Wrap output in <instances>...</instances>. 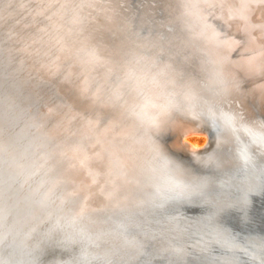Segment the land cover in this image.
I'll return each instance as SVG.
<instances>
[{
  "label": "bare ground",
  "instance_id": "obj_1",
  "mask_svg": "<svg viewBox=\"0 0 264 264\" xmlns=\"http://www.w3.org/2000/svg\"><path fill=\"white\" fill-rule=\"evenodd\" d=\"M0 1L20 6L0 5L6 55L15 59L22 83L45 86L38 126L50 140L41 160L51 158L58 167L65 204L78 194L81 211L118 213L128 204L145 209L155 192L159 204L185 207L240 201L234 194L213 199L205 192L176 199L164 190L188 192L189 181L198 179L202 185L214 178L233 182L228 157L209 156L216 144L230 152L232 140L218 136L212 145L198 117L209 104L198 92L205 86L203 64L231 112L264 134V0ZM149 11H155L153 21ZM159 133L172 138L163 142ZM200 135L203 142L197 140ZM177 150L180 163L187 164L191 155L207 162L208 169L193 181L176 173L171 161L164 164V155ZM260 153L264 156V150ZM242 184L235 182L237 188ZM183 219L187 229L188 217ZM1 243L14 245L2 238Z\"/></svg>",
  "mask_w": 264,
  "mask_h": 264
},
{
  "label": "water",
  "instance_id": "obj_2",
  "mask_svg": "<svg viewBox=\"0 0 264 264\" xmlns=\"http://www.w3.org/2000/svg\"><path fill=\"white\" fill-rule=\"evenodd\" d=\"M2 4L20 8L15 2L0 1ZM154 13L149 11V20L153 21ZM5 33L0 24V240L7 239L14 245L0 244V264H264V156L260 153L264 150V134L242 122L235 110L231 112L227 102L219 98L218 85L207 63H202L205 79L201 82L205 86L198 92L209 104L198 117L212 145L218 136L232 140L233 151L216 144L209 156L213 160L215 155L222 160L228 157L233 182L214 178L211 185H202L204 181L198 179L195 183L189 181L188 192L181 187L176 192L165 189L164 193L168 191L167 195L176 199L187 193H210L213 199L234 194L240 201L226 206L199 203L185 207L159 204L155 192L145 209L128 204L118 208V213L110 208L89 213L87 209L79 210L78 194L69 204L64 203L68 196L66 188L57 182L61 179L58 167L51 158L46 160L48 163L41 160L42 148L50 140L45 131L40 136L35 133L42 125L45 86L31 88L22 83L25 78L18 75L21 73L15 59L6 55ZM232 100L238 105V100ZM239 127L249 134L246 136ZM171 138L168 135L161 141ZM254 143L256 148L251 146ZM181 152H167L164 164L170 165L171 161L176 173L184 172L192 181L208 169L207 162L191 155L187 164L180 163L176 154ZM166 165L162 167L164 172ZM48 172L52 176L45 180ZM236 180L242 181L240 188L235 186ZM220 183L225 186L220 187ZM186 216L188 227L184 229L179 219L184 221Z\"/></svg>",
  "mask_w": 264,
  "mask_h": 264
},
{
  "label": "rangeland",
  "instance_id": "obj_3",
  "mask_svg": "<svg viewBox=\"0 0 264 264\" xmlns=\"http://www.w3.org/2000/svg\"><path fill=\"white\" fill-rule=\"evenodd\" d=\"M37 128H38V131H36L35 129V133H36V135L37 136H40L41 135V132H43V129L40 127V126H37ZM195 138H196V136H194ZM197 140L200 142H203L204 141V136L203 135H200V136H198L197 137Z\"/></svg>",
  "mask_w": 264,
  "mask_h": 264
}]
</instances>
